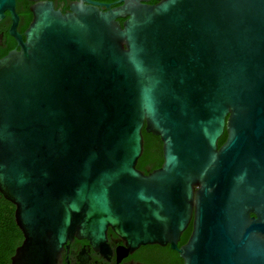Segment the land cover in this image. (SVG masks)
Wrapping results in <instances>:
<instances>
[{"label":"water","instance_id":"95a60500","mask_svg":"<svg viewBox=\"0 0 264 264\" xmlns=\"http://www.w3.org/2000/svg\"><path fill=\"white\" fill-rule=\"evenodd\" d=\"M25 1V41L0 59V194L23 238L10 264H56L108 229L183 264H264V0ZM14 3L0 18L16 36ZM143 130L163 158L146 174Z\"/></svg>","mask_w":264,"mask_h":264},{"label":"flooded vegetation","instance_id":"af4514ba","mask_svg":"<svg viewBox=\"0 0 264 264\" xmlns=\"http://www.w3.org/2000/svg\"><path fill=\"white\" fill-rule=\"evenodd\" d=\"M41 1L52 2L54 9L62 14L68 13L71 4L76 2L75 0ZM92 1L103 5H111V8L118 6V4H116L118 0ZM161 1L163 0H149L146 5L154 6ZM32 6L33 3L31 2L15 0L14 13L17 17V21L13 31L16 36L10 34L13 25L11 14L6 10L2 12V17L0 18V59L4 58L12 51L19 50V40L25 41L24 33L33 19L31 11ZM99 9L104 11L105 7L100 6ZM119 22L122 23L123 20H119ZM17 36L19 39L16 38ZM140 171L146 174L148 171L150 172L153 170L150 167H145L144 170ZM189 229L191 232V224L187 227L186 231ZM179 243L178 247L186 242L183 244ZM171 252L182 262L177 253L172 251L168 245L165 247L146 245L129 251L125 243L108 229L105 242L96 247L84 239H73L68 242L58 257L56 264H174L176 257H174Z\"/></svg>","mask_w":264,"mask_h":264},{"label":"trees","instance_id":"16d2710c","mask_svg":"<svg viewBox=\"0 0 264 264\" xmlns=\"http://www.w3.org/2000/svg\"><path fill=\"white\" fill-rule=\"evenodd\" d=\"M143 135V153L137 162L136 168L144 170L145 167L159 168L163 162L161 143L158 137L147 134L144 130ZM226 138L224 134L218 141L220 146ZM14 206L6 201L0 194V264H10V258L14 254L15 249L22 242V234L16 226L14 220ZM190 235V229L185 231L179 244L187 241ZM174 264H182L177 256Z\"/></svg>","mask_w":264,"mask_h":264}]
</instances>
